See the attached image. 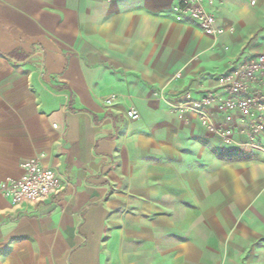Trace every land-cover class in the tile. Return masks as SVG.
Wrapping results in <instances>:
<instances>
[{"label": "crops", "instance_id": "crops-1", "mask_svg": "<svg viewBox=\"0 0 264 264\" xmlns=\"http://www.w3.org/2000/svg\"><path fill=\"white\" fill-rule=\"evenodd\" d=\"M183 1L0 0V179L41 153L62 175L0 196V264H264V153L238 112L227 146L177 109L264 53V0H205L218 36Z\"/></svg>", "mask_w": 264, "mask_h": 264}, {"label": "built area", "instance_id": "built-area-1", "mask_svg": "<svg viewBox=\"0 0 264 264\" xmlns=\"http://www.w3.org/2000/svg\"><path fill=\"white\" fill-rule=\"evenodd\" d=\"M260 0H249L252 6ZM213 3V0H209ZM184 17H190L207 34L218 36L225 29L217 24L215 14L209 11L205 0H184L177 7ZM219 89V90H218ZM218 89L207 90L202 97L195 98L190 91L181 94L177 109L181 112L192 111L207 130L227 146L237 143L240 133L233 125L234 113L241 115L243 132L251 149L264 151V143L258 140L264 137V53L254 58H246L218 78ZM116 96L106 97L104 102L111 106ZM212 107L225 117L226 122L216 123L211 114ZM127 116L133 120L140 118L139 112L130 108ZM44 154H39L22 164V173L18 177L7 176L0 179V196L11 200L15 205L24 202L40 203L48 200L60 191L62 175L53 167L43 163Z\"/></svg>", "mask_w": 264, "mask_h": 264}, {"label": "rangeland", "instance_id": "rangeland-1", "mask_svg": "<svg viewBox=\"0 0 264 264\" xmlns=\"http://www.w3.org/2000/svg\"><path fill=\"white\" fill-rule=\"evenodd\" d=\"M264 139V138H263ZM264 141V140H263ZM263 143V142H262ZM259 152H262V153H264V151H261V150H258ZM244 264H247V263H244Z\"/></svg>", "mask_w": 264, "mask_h": 264}]
</instances>
